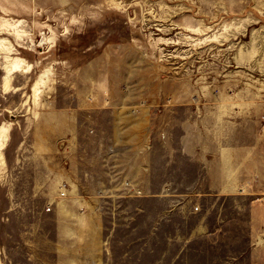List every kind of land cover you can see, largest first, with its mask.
I'll return each mask as SVG.
<instances>
[{
  "label": "rangeland",
  "instance_id": "rangeland-1",
  "mask_svg": "<svg viewBox=\"0 0 264 264\" xmlns=\"http://www.w3.org/2000/svg\"><path fill=\"white\" fill-rule=\"evenodd\" d=\"M0 38L14 44L0 48V125L10 127L0 157V264H80L54 219H98L99 248H141L140 263L156 259L164 237L214 230L218 220L231 254L246 251L251 234L264 243V0H0ZM8 54L32 68L6 91ZM171 136L173 153L145 164L164 174L134 194L145 169L129 165L123 149L141 144L148 153ZM232 144L247 150L240 166L254 177H204L216 159L238 157L210 151ZM193 145L200 155L187 154ZM224 180L225 193L189 191ZM139 218L163 220L142 229L145 243L128 241L141 231L123 225Z\"/></svg>",
  "mask_w": 264,
  "mask_h": 264
},
{
  "label": "crops",
  "instance_id": "crops-1",
  "mask_svg": "<svg viewBox=\"0 0 264 264\" xmlns=\"http://www.w3.org/2000/svg\"><path fill=\"white\" fill-rule=\"evenodd\" d=\"M172 124L173 122H171V125ZM172 136L180 137L181 134L177 133L176 136ZM172 136L170 137L168 144L163 143V145H158L153 151H149L148 153L143 149V145L141 144H137L135 146L131 145L129 147L127 146V148L125 147L123 149L124 154H129L127 156L128 159H126L129 165L145 169L144 172L140 174L142 176L141 183L143 186L140 185L139 187L142 190V193L143 191H145V189H147V187L151 188L146 180L148 177H152L158 173H161V175L164 174L160 171L148 172L145 167L146 162H152L153 160L159 162L160 160L167 158L168 155H171L173 153V149L175 148L171 143V138L173 139ZM102 142L106 141L100 136L99 139L96 140L98 147L101 146ZM114 142L115 146H111L112 148H115L117 145L115 139ZM107 144L109 145L108 142L106 143V145ZM232 145V149L220 150L217 148H212L210 150L213 154H217L218 157H220V155L226 156V154H233L238 157H234L233 160H227L226 158L223 160L216 159L215 162L218 163L217 167L211 170H203L202 173L204 177L216 179H226L227 177H239L241 179H243V177H254V171L250 173L251 175L244 174L243 167L240 166V163H242L241 155L247 152V150L243 149L241 144ZM204 146L211 147V145ZM61 147H64V142L61 143ZM136 147L138 148L137 153L139 155L137 159L136 156H133L134 153H132L134 150L133 148ZM198 147L199 146L194 145L192 147L188 146V149L186 150L187 154H192L193 157L196 154L200 155V148ZM112 148L110 150L114 151ZM206 151V149H203L202 153L205 154ZM219 161L224 162L225 165L221 166L219 164ZM38 169L41 170L40 167ZM43 169L46 173L49 171L45 170L46 167L44 163L42 166V171ZM43 175H45L44 172H42V176ZM169 176H172L171 172H169ZM210 185L206 186V183H197L196 185H192L193 189H189V191H192L194 193L206 192L209 194L227 192L226 188L228 186V183L225 180L222 182L216 181L212 183L211 187L214 188L212 190H208L207 188ZM126 190L128 191H125V189L123 191H131V187L127 188ZM170 190L171 188L169 189V191ZM186 191L188 192V190ZM162 221V218H157L154 224L150 225V222L148 223L147 219L139 218L127 220L123 225L131 228L138 227V232H142V235L141 232L137 235H128L127 240L130 242L136 241L139 243L147 242L150 239H147V234L142 229L146 228L147 226H152L157 229L162 225ZM51 222L59 227V230L57 232V239L61 242L67 243V245H65L67 250L66 254L69 256L81 258L80 264H162V259H164L166 256H170L171 258V260L167 264H264V243L259 244L257 239H254L257 238V236L254 234L249 235V245L246 251L240 250L239 254H231L228 250H226L225 242H227V239L230 238V236L228 234L221 233V220L217 221L216 225L219 226L214 230L204 231L200 228H193L192 232L187 234L178 233L164 237L162 241L165 242V248L162 251H157V253L154 252L152 254V258H158V260L156 261L155 259L148 263L139 262L140 258L145 256V254H143L141 257V252L143 250H141V248H138V250H125L124 248L121 252H119L118 250L110 249L109 246L100 249L98 239L100 236V232L102 231L100 228L102 224L98 219H54ZM109 227H112V231L114 230V225H108V228ZM109 232H111V228ZM109 232L106 233L104 239H107L110 243L114 240L111 237L112 233ZM154 240L156 241L157 239ZM200 242L202 243L201 245L196 244ZM174 244H177L178 248L175 251H172L168 247H170V245L175 246Z\"/></svg>",
  "mask_w": 264,
  "mask_h": 264
},
{
  "label": "bare ground",
  "instance_id": "bare-ground-1",
  "mask_svg": "<svg viewBox=\"0 0 264 264\" xmlns=\"http://www.w3.org/2000/svg\"><path fill=\"white\" fill-rule=\"evenodd\" d=\"M16 29V28H15ZM19 32H17L16 34H18ZM21 34V33H20ZM20 36V35H19ZM22 37V36H21ZM8 39L6 38H0V48H2L3 50H6V52H13L12 49L14 47V44L11 46L7 43L9 41H7ZM12 42V41H11ZM5 74H4V88L6 91H9L11 89V79L13 77V75L17 72H29L31 71L32 68V63L27 61V59H25L22 56L19 55H14V56H10L8 54L7 56V61L4 63V65L2 66ZM48 71L43 72L40 74V76L35 80L34 84H33V97H34V101L36 102V100L39 98V93L42 91V87L43 84L45 85L46 82V76ZM9 131H10V127L8 124L3 123L0 125V157L2 156V148L5 146L8 137H9Z\"/></svg>",
  "mask_w": 264,
  "mask_h": 264
},
{
  "label": "built area",
  "instance_id": "built-area-1",
  "mask_svg": "<svg viewBox=\"0 0 264 264\" xmlns=\"http://www.w3.org/2000/svg\"><path fill=\"white\" fill-rule=\"evenodd\" d=\"M63 186L66 187V184H63ZM62 189H63V188H62ZM127 193H128V192H127ZM129 193H132V191H129ZM133 193H134V194H143L141 189H138V190L134 191ZM66 195H67L66 190H61L60 196H61V197H65ZM52 208H53V206H52V205H49V206L47 207V211H51Z\"/></svg>",
  "mask_w": 264,
  "mask_h": 264
}]
</instances>
